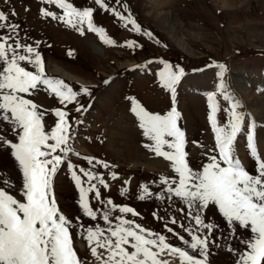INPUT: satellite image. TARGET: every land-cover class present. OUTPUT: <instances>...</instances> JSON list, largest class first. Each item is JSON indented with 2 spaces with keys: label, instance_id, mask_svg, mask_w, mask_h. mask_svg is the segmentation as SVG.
Listing matches in <instances>:
<instances>
[{
  "label": "rangeland",
  "instance_id": "obj_1",
  "mask_svg": "<svg viewBox=\"0 0 264 264\" xmlns=\"http://www.w3.org/2000/svg\"><path fill=\"white\" fill-rule=\"evenodd\" d=\"M152 1L106 0L109 9L104 10L94 0H67L80 10L88 7L94 9V25L102 28L106 37L113 41V44H107L96 32L89 31L86 23L73 28L60 20L43 16L41 9L55 12L58 16L63 14V10L53 4L43 3L42 0H9L8 3L0 0V10L6 14L12 10L17 13L14 17L10 16V22L20 26L17 38L40 52L46 77L69 83V79L63 80L54 70L61 68L78 77L71 81L97 84L90 86L70 82L72 85H68L78 92V103L61 104L44 85L32 92L33 97H29L31 94H21L31 99L38 106V111L44 114L46 131L57 122L55 109L66 111L69 121L76 125L75 134L72 131V139L69 141L71 151L52 178V191L60 213L71 222L73 247L82 264H97L90 254L85 238L86 229L97 224L106 228L100 215L107 209L96 200L93 193H89L90 206L98 211V218L93 221L84 214L79 204V189L75 186L68 164L81 175L83 187L89 185L87 178L79 172L80 168L103 176L108 188L93 181L100 188L102 200L106 202L111 199L115 205L129 206L139 213V216L132 217L131 214L114 211L113 218L124 215L127 219H133L146 229L164 234L168 242L175 246L187 249L178 238L167 232L166 225L190 240L180 227L181 223L189 227L194 224L186 216L187 209L183 202L175 197L157 198V194L166 187L160 183V177H178L171 168V162L144 147L151 141L144 136L140 121L132 112L134 104L158 115H166L175 107L180 114L178 127L185 133V150L190 167L202 170L209 156L218 155V150L214 151L215 133L208 120V93L217 92L221 108L217 114L218 125L222 126L228 120L224 109L229 107V102L224 101L217 90L220 78L217 75L219 69L215 65L223 64L227 69L223 78L225 91L234 100L240 101L242 107L238 110L246 115L244 131L238 134L234 142V156L240 159L250 173L256 172L258 164L250 156L246 139L247 129L254 122V141L258 155L264 160V123L245 99L232 89V76L240 68H248L255 77L259 74V80L264 75V0H163L166 13L173 15L181 24L179 30L184 41L183 48L176 45L167 33L161 17L163 14ZM224 1H228L227 4ZM111 9L125 16L130 13L140 30H134L131 24L126 25ZM79 29L83 30V34ZM9 34L16 35L6 29L0 30V35ZM129 41H134L136 47H127ZM93 45L100 51L95 53ZM165 63L184 69L185 74L176 85L174 97L160 81L159 73ZM22 66L29 71H36L31 65L22 63ZM205 80V89L202 91L209 89L207 92L194 87L195 81ZM83 88L89 92L83 93ZM254 89L252 95L254 93L259 97L257 94L260 91ZM260 97L264 99V92ZM80 105L84 107L77 112L76 108ZM0 135L13 139L14 133L9 130L8 121H0ZM100 137L101 144L96 146L101 147L104 158L99 161L107 163L109 167L104 168L103 163L97 164V160H93L92 164L87 159L77 162L81 149H76V141L84 138L92 141ZM93 143L96 142H90ZM79 146L85 149L84 145ZM86 152L89 154L93 151ZM57 154L62 155L59 152ZM112 173L116 174L117 179H112ZM0 178L8 181L0 182V187L20 199L23 173L10 147L3 143H0ZM141 185H148L151 197L145 200L138 198ZM122 189L127 191L122 194ZM181 208H185V212H181ZM205 216L206 222L216 226L212 237L215 244H209L206 264H237L239 253L245 250L242 240L248 238L249 232L237 228L236 234L232 235L231 227L214 206L209 207ZM172 218L178 221L176 225L171 223ZM113 223L117 221L113 219ZM193 254L199 256V253ZM161 258L169 260L170 264H179L177 258L166 253Z\"/></svg>",
  "mask_w": 264,
  "mask_h": 264
},
{
  "label": "snow or ice",
  "instance_id": "obj_2",
  "mask_svg": "<svg viewBox=\"0 0 264 264\" xmlns=\"http://www.w3.org/2000/svg\"><path fill=\"white\" fill-rule=\"evenodd\" d=\"M8 2L9 0H4V3ZM42 2L63 10V14L58 16L55 12L41 9L43 16L60 20L73 28L86 23L89 31L96 32L105 43L113 44L104 30L94 25L92 7L80 10L67 0ZM94 3L101 9H109L106 0H94ZM111 11L125 21L126 25L131 24L134 30H140L130 13L125 16L116 9ZM16 15L15 10L8 14L0 10V30L6 29L9 33L16 34L0 35V121H8L9 130L14 133L12 140L0 135V143L10 147L18 162L23 173V192L21 198L17 199L0 187V264H82L73 247L71 222L60 213L52 191V178L71 151L69 141L72 139L73 130L68 113L55 109L57 122L46 131L44 114L38 111V106L31 99L21 95H30L40 85H44L61 104H70L78 103V92L62 80L46 77L40 52L17 38L20 26L10 22V16ZM79 30L83 34V30ZM10 40L12 43H9ZM126 46L136 47L134 41L127 42ZM22 63L33 66L36 71L27 70ZM215 66L219 69L217 75L220 78L217 90L222 94L223 100L229 102V107L224 109L228 120L222 126L218 125L217 114L221 108L217 92L208 93V120L215 133L214 151L218 150V155L209 156L208 163L202 165V170H193L190 167L185 150V133L178 127L180 114L175 107L166 115L152 114L139 104L132 107L144 136L151 141L144 147L171 162V168L178 177L169 179L161 176L160 183L166 187L157 194V198H179L186 206V216L194 224L189 227L181 223L180 227L190 240L175 232L172 227H165L187 249L169 243L164 234L146 229L124 215L113 218L114 211L131 214L132 217L139 216V213L129 206H117L111 199L106 202L102 200L97 183L108 188L103 176L80 168L79 172L87 178L89 185L87 188L83 187L81 175L68 164L75 186L79 189V204L84 214L93 221L98 218V211L90 206L89 193H93L96 200L107 209L100 215L107 225L106 228L97 224L86 229L85 238L90 254L97 264H170L169 260L161 258L165 253L177 258L179 264H206L209 244H215L212 237L216 226L206 222L205 216L210 206L216 207L225 218L232 229V235L236 234L237 228L249 232L248 238L242 240L245 250L239 253L237 264H264V160L258 155L254 141L255 123L248 127L246 136L250 156L258 164L256 172L250 173L240 159L234 156L233 147L238 134L244 131L246 115L238 110L242 107L240 101L234 100L225 91L223 78L227 71L226 66ZM184 74L182 67L167 63L159 73L162 86L173 97L176 94V85ZM81 91L89 92L87 88ZM83 107L78 106L76 111H81ZM15 140L18 142H14ZM58 152L62 155L57 154ZM86 159L89 164L93 163V158ZM103 167L108 168L109 165L103 163ZM112 179H117L115 173H112ZM0 182L8 183L2 178ZM140 187V200L152 196L148 185ZM126 191L127 189H122V194ZM180 211L185 212V208ZM113 219L117 223H113ZM171 223L176 225L178 221L172 218ZM193 253H199V256Z\"/></svg>",
  "mask_w": 264,
  "mask_h": 264
},
{
  "label": "bare ground",
  "instance_id": "obj_3",
  "mask_svg": "<svg viewBox=\"0 0 264 264\" xmlns=\"http://www.w3.org/2000/svg\"><path fill=\"white\" fill-rule=\"evenodd\" d=\"M153 1L155 5L160 8L161 13L163 14V16L161 17H163L164 19V23L167 27V33L171 36V38L176 43V45L183 48L184 41L179 30L181 24L173 15H171L170 13H166L165 11L166 7L163 3V0H153ZM227 2L228 1H224V4H227ZM96 47L97 46L93 45L92 48V50L95 53H97V51H100ZM54 70L60 75L64 76L66 79H69L70 81L74 78L78 79V77L71 75L69 72H66L61 68H55ZM250 72L249 69L246 67L238 69V71L234 73L232 76V89L236 94H238L243 99H245L248 106L257 114V116H259L262 119V122L264 123V99L260 97L261 95H263L264 92V75L262 79L257 83L256 80L253 79L252 74ZM206 80L208 81V77ZM206 80L202 82L195 81L193 85L199 91L203 90L205 89L204 83L206 82ZM254 88H257L260 91L259 92L260 94L259 93L257 94L260 95L259 97L254 95V93L252 95L253 90H255Z\"/></svg>",
  "mask_w": 264,
  "mask_h": 264
}]
</instances>
